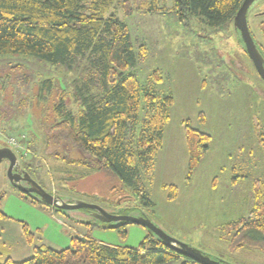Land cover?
<instances>
[{
  "label": "rangeland",
  "instance_id": "1",
  "mask_svg": "<svg viewBox=\"0 0 264 264\" xmlns=\"http://www.w3.org/2000/svg\"><path fill=\"white\" fill-rule=\"evenodd\" d=\"M151 6L158 10L148 12ZM171 7L172 0H116L113 5L128 25L134 47L144 45L145 57L135 69L138 78L142 82L149 72L160 70L163 79L158 87L173 97L163 148L146 181L151 208L138 203L127 186L109 173L83 175L84 167L69 162L74 158L68 156L69 147L45 143L44 117L50 101L37 92L40 82L50 78L57 89H65L66 104L76 112L78 101L72 91L74 80L80 77L78 68L68 69L32 56L0 55V147L13 149L31 178L64 202L94 203L113 214H144L168 236L212 259L227 264H264L258 246L237 247L232 236L221 230L224 223L247 217L252 208L253 180H264V151L259 143V135H264V80L233 21L211 28L199 17L180 19ZM247 23L264 50V0L250 5ZM200 113L203 121H199ZM185 120L211 136L209 149L191 176ZM7 167V161L0 164V211L4 214L0 218V262L7 256L15 261L30 258L34 246L65 248L71 235L137 248L151 232L128 224L122 237L107 227L118 222L102 223L88 209L55 211L53 206L33 203L37 196L31 193L26 198L13 187ZM170 186L178 189L172 199ZM24 226L35 235L32 245L25 240ZM164 264H182V259Z\"/></svg>",
  "mask_w": 264,
  "mask_h": 264
},
{
  "label": "trees",
  "instance_id": "2",
  "mask_svg": "<svg viewBox=\"0 0 264 264\" xmlns=\"http://www.w3.org/2000/svg\"><path fill=\"white\" fill-rule=\"evenodd\" d=\"M243 1L172 0L170 9L180 19L199 17L209 27L217 28L233 21ZM115 3L116 0H0V55L32 56L80 70L72 91L78 101L76 112L66 104L65 89L58 87V91L50 78L40 82L37 92L50 101L49 113L44 117L45 143L69 147L68 156L75 158L69 162L84 167L83 175L109 173L127 186L138 203L151 208L146 181L163 148L173 97L158 87L163 79L160 70H152L142 82L138 78L135 69L145 57V48L134 47L128 25L113 10ZM157 10L151 6L148 12ZM249 30L264 58L261 44L250 27ZM199 121H203L202 113ZM183 134L191 176L207 153L211 136L193 128L189 120L183 121ZM259 136L264 151V135ZM169 189V198L176 197L178 189ZM2 198L0 193V202ZM35 198L33 203L49 207ZM3 216L0 211V218ZM128 224L118 222L107 227L125 237ZM221 230L232 236L235 246H258L264 254V180H253L252 208L247 217L228 221ZM23 232L26 242L32 245L35 235L25 226ZM33 252V256L21 261L7 256L0 264H164L179 258L182 264H199L165 246L152 232L137 248L71 235L65 248L40 245L34 246Z\"/></svg>",
  "mask_w": 264,
  "mask_h": 264
},
{
  "label": "water",
  "instance_id": "3",
  "mask_svg": "<svg viewBox=\"0 0 264 264\" xmlns=\"http://www.w3.org/2000/svg\"><path fill=\"white\" fill-rule=\"evenodd\" d=\"M253 1L254 0L243 1L235 16L233 17V24L235 28L240 31L245 45V50L250 57L256 71L264 80V58L257 49L247 23V11ZM2 161L8 162V167L6 170L7 177L12 186L22 194H35L42 203L58 209H88L91 211L93 217L102 223L122 222L143 226L155 234L165 246L177 252L179 255L199 264H227L220 260L212 259L200 250L189 247L188 245L168 236L160 228H157L144 214L140 216L113 214L107 212L98 204L87 203L81 200H72L71 202L62 201L60 197L54 196L45 191L34 179L30 177L26 171L20 170L17 156L9 147H0V164ZM21 180L26 181L28 186L25 187L22 185L20 183Z\"/></svg>",
  "mask_w": 264,
  "mask_h": 264
},
{
  "label": "flooded vegetation",
  "instance_id": "4",
  "mask_svg": "<svg viewBox=\"0 0 264 264\" xmlns=\"http://www.w3.org/2000/svg\"><path fill=\"white\" fill-rule=\"evenodd\" d=\"M2 162H3V161H2ZM2 162H1V163H2ZM19 168H20V170H24V171H26V172L28 173V171L25 170L24 168H22V167H19ZM20 170H19V171H20ZM28 174H29V173H28ZM29 175H30V174H29ZM30 177H31V175H30ZM20 183H21L22 185H24L25 187L28 186V184H27L26 181L21 180ZM29 195H31V194H29Z\"/></svg>",
  "mask_w": 264,
  "mask_h": 264
},
{
  "label": "crops",
  "instance_id": "5",
  "mask_svg": "<svg viewBox=\"0 0 264 264\" xmlns=\"http://www.w3.org/2000/svg\"><path fill=\"white\" fill-rule=\"evenodd\" d=\"M185 143V142H184ZM101 243H103V242H101Z\"/></svg>",
  "mask_w": 264,
  "mask_h": 264
}]
</instances>
